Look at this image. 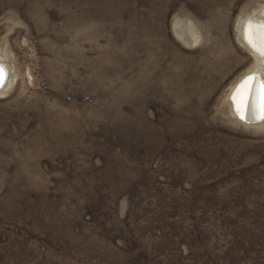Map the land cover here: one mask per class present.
Segmentation results:
<instances>
[{
  "label": "rangeland",
  "instance_id": "374dc122",
  "mask_svg": "<svg viewBox=\"0 0 264 264\" xmlns=\"http://www.w3.org/2000/svg\"><path fill=\"white\" fill-rule=\"evenodd\" d=\"M264 0H0V264H264V126L230 94Z\"/></svg>",
  "mask_w": 264,
  "mask_h": 264
},
{
  "label": "bare ground",
  "instance_id": "6f19581e",
  "mask_svg": "<svg viewBox=\"0 0 264 264\" xmlns=\"http://www.w3.org/2000/svg\"><path fill=\"white\" fill-rule=\"evenodd\" d=\"M242 43L256 58V68L247 73L234 86L230 94V102L235 116L246 123L264 126V115L261 114L262 95L257 92V81L264 83V10L257 9L243 16L239 23ZM4 71V83L0 94L4 93L13 82L8 66L0 59ZM251 78V79H249ZM243 117V118H242Z\"/></svg>",
  "mask_w": 264,
  "mask_h": 264
},
{
  "label": "water",
  "instance_id": "95a60500",
  "mask_svg": "<svg viewBox=\"0 0 264 264\" xmlns=\"http://www.w3.org/2000/svg\"><path fill=\"white\" fill-rule=\"evenodd\" d=\"M4 71L3 68L0 66V87L3 85L4 83ZM261 86H264V83L261 80L257 81V92L259 94L262 95V98L259 99V102L262 103V110H261V114L264 115V88H262Z\"/></svg>",
  "mask_w": 264,
  "mask_h": 264
},
{
  "label": "snow or ice",
  "instance_id": "6c2138e0",
  "mask_svg": "<svg viewBox=\"0 0 264 264\" xmlns=\"http://www.w3.org/2000/svg\"><path fill=\"white\" fill-rule=\"evenodd\" d=\"M249 79H251V78H249ZM262 88H264V86H261ZM243 118V117H242Z\"/></svg>",
  "mask_w": 264,
  "mask_h": 264
}]
</instances>
